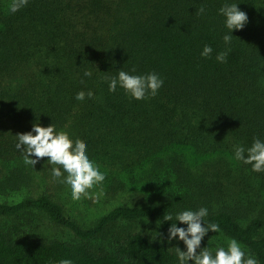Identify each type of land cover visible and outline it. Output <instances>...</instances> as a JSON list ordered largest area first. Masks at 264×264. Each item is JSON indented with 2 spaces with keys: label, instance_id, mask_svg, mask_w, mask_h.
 <instances>
[{
  "label": "trees",
  "instance_id": "obj_1",
  "mask_svg": "<svg viewBox=\"0 0 264 264\" xmlns=\"http://www.w3.org/2000/svg\"><path fill=\"white\" fill-rule=\"evenodd\" d=\"M10 2L0 0V116L52 124L85 142L105 174L93 189L109 207L82 223L58 197L38 191L46 183L55 191L66 185L52 178L54 165L20 167L24 172L0 188L6 195L0 197V264H179L175 247L186 248L167 236L180 203L206 208L204 224L220 228L205 235L201 249L210 250L222 235L264 264V172L233 158L220 177L226 160L189 162L170 150L183 142L240 145L247 156L255 139L264 141V0H29L15 14ZM226 3L247 14L242 30L226 28L219 14ZM205 45L213 49L207 58ZM229 48L226 61L218 62L216 55ZM119 71L155 73L163 85L143 100L119 86L110 92ZM80 91L83 101L75 99ZM8 139L5 151L21 153ZM34 175L45 179L40 186ZM160 188L167 194L157 195ZM227 201L250 211L241 216L222 207ZM38 214L75 240L30 229L28 217ZM169 214L173 220L164 221Z\"/></svg>",
  "mask_w": 264,
  "mask_h": 264
},
{
  "label": "clouds",
  "instance_id": "obj_2",
  "mask_svg": "<svg viewBox=\"0 0 264 264\" xmlns=\"http://www.w3.org/2000/svg\"><path fill=\"white\" fill-rule=\"evenodd\" d=\"M28 3L29 0H11L8 10L15 14L26 7ZM204 11L205 9L201 7L197 14H203ZM219 14L225 17V26L230 33L232 30H242L248 22L247 14L240 11L237 4H224L219 9ZM232 38V35L229 34L225 35L223 40L228 45ZM212 51L210 46L205 45L201 56L210 57ZM229 51L230 48L218 53L216 60L221 63L225 62ZM133 71L135 70L133 69ZM91 74L88 71L84 73L85 76H91ZM162 85L163 80L155 73L130 75L128 72L119 71L117 77L111 78L109 91L114 92L119 86L133 99L143 100L148 96L154 97ZM85 95L84 91H80L75 99L83 101ZM92 95L91 91L87 93L89 98ZM15 137L17 139L16 149L22 153L24 163L34 168L41 158H48L47 163L54 165L51 168L52 178L71 188V198L74 201L90 198V190L105 180V174L100 171L99 166L89 159L85 142L80 139L73 141L68 133L57 132L52 124L47 127L33 124L30 132L17 134ZM245 151L244 147L237 145L234 148L235 159L246 165H251L253 172H264V141L255 139L251 147L247 149V156H245ZM32 156L36 159L29 158ZM207 214L206 208H200L198 211L186 210L178 213L175 217L176 222L186 225V228L177 227L176 222L171 223L168 229V241L178 239L183 242L186 248V251H181L175 247L179 264H187L189 261L192 264H258L254 256L249 255L245 258V252L235 239L228 242L227 249L219 247L215 256L207 247L201 249V242L208 232L220 231L219 226L215 223L204 224ZM163 220L172 221L173 217L171 214L164 215ZM198 249L199 251H197ZM59 264H72V261L62 259Z\"/></svg>",
  "mask_w": 264,
  "mask_h": 264
},
{
  "label": "rangeland",
  "instance_id": "obj_3",
  "mask_svg": "<svg viewBox=\"0 0 264 264\" xmlns=\"http://www.w3.org/2000/svg\"><path fill=\"white\" fill-rule=\"evenodd\" d=\"M33 123L29 122H23L21 123V119L16 117V113L13 114H2L0 116V188L3 187V182H5L9 177H17L18 172H24L20 170V167H27L24 163L23 155L22 153L11 152L8 154L5 150H8V143L9 140L8 136L11 135V138L13 140H16L17 134H24L27 132H30L32 130ZM35 135V133H33ZM235 147V146H234ZM171 153L175 155V153L180 154L179 157H184L185 160L191 161V162H198L201 160H211V159H224L227 161L228 164L223 166L219 169L218 175L221 177L222 174H228L230 171L229 164H231V161L234 156V148L231 146L230 148H223L218 144H210V146H192L189 142H183L182 145L178 146V148H170ZM2 151V152H1ZM30 159H36L34 156L29 157ZM45 160V161H44ZM48 158H41L39 162L44 161L43 163L46 165H49L47 163ZM37 163L36 165L40 166L42 164ZM231 167V166H230ZM207 169H210V176L215 173V168L207 167ZM20 170V171H19ZM35 174V172H33ZM34 181L39 185L42 184L39 183V181H43L42 177L39 175H34ZM209 176V177H210ZM212 178V177H210ZM18 179V178H17ZM43 179V180H42ZM218 179V177L216 178ZM220 180V179H218ZM17 186V185H15ZM212 187L219 189L218 184L211 185ZM22 187V188H21ZM8 188V187H7ZM20 189H25L24 185L18 186ZM18 188H10L11 190H16ZM39 192L46 191V193H50L53 195V197H58L61 203L63 204L65 210L67 213L77 219L78 221L82 223L89 224L93 222L102 212L104 209H106L109 206L104 205V201L101 198V196L96 193L94 189L90 190V198H82L79 201H74L71 198V188L68 185H65L63 187H60L59 191H55L50 184L46 183V185H41L40 187H37ZM152 189L144 191V196L148 197L150 194H152ZM157 195L161 196L163 194H167L163 188H160V190H157ZM56 193L59 194V196H56ZM55 194V195H54ZM57 194V195H58ZM149 194V195H145ZM0 197H6V195H1ZM11 197V196H8ZM180 203V202H179ZM222 207H226L227 209H231V211H234L238 213L239 215L243 216L247 214L250 209L248 207L242 206V205H236V202H225ZM224 208V209H226ZM200 207L194 208L190 205H184L180 203L177 207V212L191 210V211H198ZM217 209V208H215ZM29 221L27 222L28 227L32 230H35L37 233L44 235L48 238H56L59 240H65V241H73L75 240V237L73 234H71L66 229H63L61 227L55 226L51 221H49L45 216L43 215H34L33 217H28ZM230 239L220 235L218 236L214 242L210 246V251L216 252V250L219 247H224L227 249V245ZM242 247V246H241ZM242 250L245 252V258H247L249 255H251L245 248L242 247Z\"/></svg>",
  "mask_w": 264,
  "mask_h": 264
}]
</instances>
